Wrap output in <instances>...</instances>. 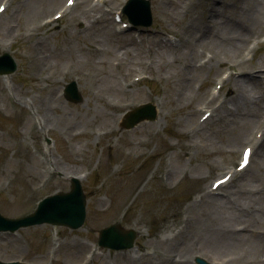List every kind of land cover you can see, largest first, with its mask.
<instances>
[{"label": "rangeland", "instance_id": "1", "mask_svg": "<svg viewBox=\"0 0 264 264\" xmlns=\"http://www.w3.org/2000/svg\"><path fill=\"white\" fill-rule=\"evenodd\" d=\"M64 1L13 0L6 12L0 16V51L9 49L19 65L18 70L11 73L8 79L0 76V210L2 213L14 216L30 210L37 193L43 195L54 189L67 188L69 182L65 177L70 172L86 170L85 165L90 164L94 172L84 182L87 191L93 193L89 200L90 217L87 224L98 226L97 223L104 220V215H99L93 210L98 195L102 200V193L99 194L100 189L97 188V177L99 173H107L111 159L113 161L117 159L114 151L115 148H120L118 142L123 143L125 149L131 148L128 145L131 141L130 137L138 142L144 137L150 146L155 143L157 147L170 148V154H165L164 157L163 154L160 155L163 159H159L156 165V169L158 168L156 174L159 178L157 185L162 183L166 186H175L184 177H188V174L191 175L192 184L197 174L224 169L231 162L238 160L240 150L248 144L246 139L257 135L256 131L262 123L263 109L259 108L258 113L253 115L242 116L239 112L238 116L231 117L233 123L217 120L220 113L217 110L214 118L199 124L198 116L201 112L197 111L196 105L204 102L205 98L191 97L187 90L177 101L174 99L180 94L177 91L182 84L179 65L184 60L180 58L181 50L174 48L165 50L162 57H155L157 64L164 60L166 64L160 67L162 70L152 71L159 80L162 77L170 78V81H162L163 86L168 85L171 88L169 93L161 92L163 99L167 100L164 110L162 104V111L168 112L165 118L162 116L158 124L157 121L145 124L140 129L130 131V135L123 133L111 138L112 140L109 139V135L96 136L92 130L98 126L107 130L112 125L108 123L114 119L115 110L109 101L121 97L119 79L124 78L131 68H136L139 60L135 59L125 45L126 40H130L128 35L120 33L119 35L115 32L111 24L112 17L103 12V7L90 6L95 0H82L83 4L81 1L70 15L61 18L59 22H54V24L61 22L58 28L52 24L43 26L42 19L51 17L50 14L55 12ZM121 2L122 0H113L110 5L118 6ZM165 2L168 3L167 0ZM235 2L239 6L233 5L228 12L236 21L224 19L225 25H220L219 22L213 23L216 25L209 28L201 41L203 42L201 46L210 48L220 61L224 56L233 59L241 57L240 48L244 46V41L241 42V47L235 50L223 45L228 42L230 37L227 33L232 27L237 26L241 32L246 28L245 32L248 35L251 30L256 29L259 32L264 30V10L260 8L262 0H235ZM152 5L154 17L159 18L157 13L163 8L162 0H153ZM168 7L169 4L165 5L164 9L167 11ZM97 14L99 15L97 20L85 25L84 20L87 19L84 16L91 17ZM180 14L181 20L174 22L176 26L185 27V23L190 21H196L195 23L198 24L196 27L187 28L189 31L187 36L192 38L194 34L199 36L204 34L207 27L202 21L206 13L201 3L190 2L188 12ZM214 28L218 33L212 36ZM14 34L17 36L13 40ZM130 47L140 52L139 47L137 49ZM184 47L190 59L194 46L186 44ZM263 50L257 53L258 57ZM140 57L143 55L140 54ZM116 61L123 63L115 67L113 63ZM262 62L264 58L258 64ZM215 70V66L206 67L198 71L192 79L196 76L203 78L208 72L212 77ZM146 72L149 73L151 70ZM73 79H76L83 94V100L78 102H71L65 95H61L65 83ZM208 84L209 82L204 84L207 90H209ZM252 90L257 92L258 87ZM35 118L40 119L41 130L34 123ZM236 119L242 120V123L239 124ZM170 121L174 129L173 132L169 129L168 133L171 136H167L161 128ZM241 127H243L242 131ZM44 133L52 139V148L49 150L43 148ZM108 142L111 143L108 145ZM107 152L108 154L105 155ZM168 168L173 170L171 180L173 183L163 176ZM118 179V182L113 180L110 186L114 189L115 201L119 203L122 195L116 196L114 187L129 181L130 176L124 171ZM153 183L154 181L147 185L150 190L130 209V214L126 218L127 223L131 221L146 223L148 225L145 228L148 229L149 226L152 227L151 218H160V222L161 218L171 211L169 209L171 204L165 200L161 201L162 205L160 202L155 207L149 206L154 199L158 200L156 194L159 191H156ZM227 186L225 189L227 196L231 194L232 200L227 196H222L218 200L212 195L203 193L198 197L200 200L181 209L183 216L185 214V217L182 216L183 219L180 218L181 216L175 219L173 215L156 232L151 230V234L142 240L140 249L135 254L128 250L117 252L111 254V257H98L94 264H172L174 256L177 259L190 257L194 253L195 245L200 244L217 255H224L225 260L222 264H264L257 260L264 257V249H262L264 248V142L258 147V154L254 155L251 165L240 172V175ZM188 187L186 182L185 188ZM94 188L99 192L92 191ZM257 190L259 193L255 194ZM243 207L258 209L251 215ZM254 220L263 232L257 234L259 236H255L256 238L254 237L246 246L245 243L229 245L223 237V227L239 226L243 221L253 224ZM59 229L62 231L57 253L59 261L55 264H64L68 261L66 258L68 253L74 257L78 251L70 243L76 245L78 243L72 241V231ZM51 230L52 226L47 224L27 227L15 233H0V258H23L46 262L51 243L48 235ZM210 236H213L211 239L214 241L211 244L208 241ZM79 259L80 257L76 258L75 262Z\"/></svg>", "mask_w": 264, "mask_h": 264}, {"label": "bare ground", "instance_id": "2", "mask_svg": "<svg viewBox=\"0 0 264 264\" xmlns=\"http://www.w3.org/2000/svg\"><path fill=\"white\" fill-rule=\"evenodd\" d=\"M261 8H262V10H264V6H262ZM231 29H232V32L227 33V34H229L230 38L228 39V42L223 43V45H227L228 48L235 50V49L239 48L242 45L241 41L243 39H245L244 37H245L246 33H242L237 26H234ZM247 77L248 76H241V78L243 80L247 79ZM231 90H232L234 95L238 94L241 98H243L244 100H247V97H246V95L244 93H242V92L237 93V90H235V89H231ZM250 100L251 99L248 98L246 103H248V101H250ZM251 109H252L251 113H254V114L258 113V110L254 109L253 107H251ZM250 117L251 116H249V118ZM240 130L242 131L243 127H241ZM237 236H239V238H237V240H236L237 243L236 244H243V243L250 242V238H249V236H247V233L238 234Z\"/></svg>", "mask_w": 264, "mask_h": 264}]
</instances>
